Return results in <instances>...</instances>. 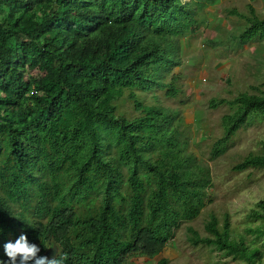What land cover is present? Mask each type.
I'll use <instances>...</instances> for the list:
<instances>
[{"label":"trees","instance_id":"obj_1","mask_svg":"<svg viewBox=\"0 0 264 264\" xmlns=\"http://www.w3.org/2000/svg\"><path fill=\"white\" fill-rule=\"evenodd\" d=\"M214 1L0 0V261L3 244L25 234L40 256L55 244L64 264L168 263L174 231L211 203V179L188 150L180 113L166 117L160 97L146 105L143 95L182 92L178 76L157 77L181 64L186 27ZM247 7L239 44L264 40V16ZM252 89L209 100L229 109L212 155L264 119V91ZM262 167L264 141L232 171ZM205 219L208 236L187 227L190 245L263 260L264 239L253 246L244 234L264 238V200L244 234L228 215Z\"/></svg>","mask_w":264,"mask_h":264},{"label":"rangeland","instance_id":"obj_2","mask_svg":"<svg viewBox=\"0 0 264 264\" xmlns=\"http://www.w3.org/2000/svg\"><path fill=\"white\" fill-rule=\"evenodd\" d=\"M248 4L257 15L264 16V0H218L199 15V25L191 27L192 33L181 44V64L172 67V72L180 76L181 95L166 97L164 90L158 88L143 95L146 105L154 104L150 99L154 93L160 97L165 110L182 112V129L185 126L189 139L188 150L199 158L201 164L210 167L212 190L208 191L211 203L196 219L182 222L174 231L163 253L167 264H247L244 260L233 259L232 255L220 256L213 247L190 245L187 227L193 226L200 236H208L204 228L205 217L213 214L220 220L228 215L229 228L244 234L246 215L259 200H264V167L250 168L242 173L232 171L243 157L259 152L264 141V119L242 126L224 154L212 157L210 153L214 142L222 136L221 119L229 109L225 104L209 108V100L231 99L242 92L252 93L255 92L252 87L257 86L264 91V40L246 44L237 41L245 28L244 20L238 15L248 14ZM123 105L131 106L129 102ZM244 236L245 243L253 246H261L264 239H254L251 233ZM154 262V259L149 263L138 260L136 264ZM258 264H264V250L263 260Z\"/></svg>","mask_w":264,"mask_h":264},{"label":"clouds","instance_id":"obj_3","mask_svg":"<svg viewBox=\"0 0 264 264\" xmlns=\"http://www.w3.org/2000/svg\"><path fill=\"white\" fill-rule=\"evenodd\" d=\"M218 0L212 2V3H209V8H212L213 5L216 4ZM206 11V10H205ZM200 15V14H199ZM194 24L192 23L191 25L187 26L185 31L184 32H187V34L184 35L183 37V40L180 42V44H182L184 41L187 40V37L190 33H192V29L191 27L193 26ZM179 47V46H178ZM182 49L181 47H179V55H183L182 54ZM182 57V56H181ZM179 66V65H177ZM163 72L159 73L158 75V79L161 81H164V82H168L170 81V78H172V74H174L172 72V68H171V72L169 75H166V74H162ZM178 77H180L178 74H174ZM179 79V78H178ZM178 83V82H177ZM179 84V83H178ZM159 89V87H157ZM155 90V88H154ZM165 92V91H164ZM147 93V92H146ZM183 92L179 93V95H181ZM165 94V93H164ZM168 111V115L166 117H171V114L174 113V112H177V113H180V116L182 117L181 118V124L180 126L182 127L183 126V121H184V115L182 114V112L180 110H166ZM194 119V118H193ZM194 121V120H193ZM195 122V121H194ZM185 128V126H184ZM211 151H212V148H211ZM210 151V153H211ZM193 156L197 159L198 161V166H203V167H206L208 168L209 170V176H210V179H211V175H210V167L207 165V164H201L200 163V160L199 158L193 153ZM219 155H222V154H219ZM212 157L216 156V155H212ZM218 156V155H217ZM216 156V157H217ZM200 164V165H199ZM197 166V167H198ZM198 169V168H197ZM197 172V170L194 172V174ZM207 190H212V182H211V186L207 188ZM209 192V191H208ZM209 196H210V192H209ZM205 208V207H204ZM203 208V209H204ZM201 209V211L203 210ZM200 211V212H201ZM55 245V244H53ZM56 246V245H55ZM53 247V246H52ZM57 247V246H56ZM52 248L46 250L45 252V256H40L38 255L41 251L40 247L37 246V244L35 243H30L27 236L25 234H21L17 239H15V241H8L6 243L3 244V253L4 255L7 257V260L6 261H0V264H64V260L62 257H59V255L57 254L56 252V255L49 259L47 256H46V253L51 250ZM155 263V262H154Z\"/></svg>","mask_w":264,"mask_h":264},{"label":"water","instance_id":"obj_4","mask_svg":"<svg viewBox=\"0 0 264 264\" xmlns=\"http://www.w3.org/2000/svg\"><path fill=\"white\" fill-rule=\"evenodd\" d=\"M56 252H57V247L55 245H53L52 249L49 250L47 253H46V256L51 259L53 258L55 255H56Z\"/></svg>","mask_w":264,"mask_h":264}]
</instances>
